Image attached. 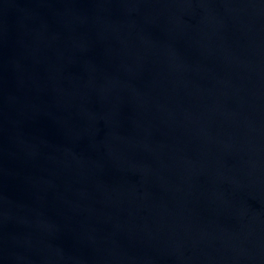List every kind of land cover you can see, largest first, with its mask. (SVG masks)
I'll return each mask as SVG.
<instances>
[{"label": "water", "instance_id": "1", "mask_svg": "<svg viewBox=\"0 0 264 264\" xmlns=\"http://www.w3.org/2000/svg\"><path fill=\"white\" fill-rule=\"evenodd\" d=\"M0 264H264V0H0Z\"/></svg>", "mask_w": 264, "mask_h": 264}]
</instances>
